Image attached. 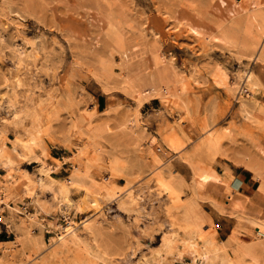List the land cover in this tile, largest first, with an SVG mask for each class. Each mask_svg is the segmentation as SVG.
Listing matches in <instances>:
<instances>
[{"label":"bare ground","instance_id":"bare-ground-1","mask_svg":"<svg viewBox=\"0 0 264 264\" xmlns=\"http://www.w3.org/2000/svg\"><path fill=\"white\" fill-rule=\"evenodd\" d=\"M232 1L234 5L239 4ZM6 8L3 5L1 9ZM8 28L0 27V58L4 55L3 32ZM110 28L114 36L122 38L123 26L110 22ZM14 29L20 37L21 24H14ZM256 29L254 41L244 48L252 52L249 58L256 62L258 70L246 69L234 86L228 69L222 64L195 72H203L216 88L233 91L243 116L261 125L264 105L259 94L264 93V18ZM223 37L230 40L227 34ZM23 41V46L17 44L18 38L14 41L13 66L4 74L6 91L0 97V214L9 229L16 232L14 239L0 242V264H108L106 256L110 252L95 215L104 204L111 203L138 211L141 193L146 191L155 192L164 202L171 229L164 232L160 245L148 250L138 248L131 256L116 258L110 264H264V229L258 230L251 240H243L235 232L221 238L213 217L198 202V196L204 195L216 207L221 206L222 194L235 180L232 169L224 163L221 138L213 134L214 116L211 113L199 116L186 97L192 82L197 85L199 81L188 80L175 62L166 61L156 47L151 49V63L158 74L143 68L144 53L131 59L123 51L125 64L129 65L128 74L123 70L114 72L107 65L102 67L107 77L116 75L124 80L125 88L135 96L138 106L158 90L157 97L163 105L177 111L182 118L181 129L166 123L161 127L162 139L151 137L146 128L137 131L135 127L139 124L135 119L122 124L131 131L135 147L143 154L138 164L143 167L141 174H148L145 182L135 188L139 177L118 154L110 157L107 176L100 177L99 173L105 168L101 161L104 152H108L103 143L108 126L99 123L97 116L121 105L103 110H98L97 105L91 110L72 106L68 110L69 123L58 128L60 105L53 102L48 108L53 96H42L28 86L26 75L38 73L39 57L34 40L23 38ZM232 132V127L228 128L227 133ZM245 134L251 142H258L251 130ZM160 141L169 153L184 155L190 164L196 184L188 197H184L190 187L185 175L174 172L173 166L162 167ZM56 142L63 143L68 154L53 156L51 150ZM22 163L36 165L39 172L35 174L20 167ZM67 164V174L62 176L60 171ZM248 170L253 172L250 167ZM26 200H30L31 210H24ZM263 200L264 183L261 182L254 197L243 190L238 197L229 196L225 203L234 210H242L246 205L257 209ZM172 208H183V216L173 220L169 214ZM92 210L96 212L90 214ZM45 232L54 234L48 237ZM144 232L136 229L138 237Z\"/></svg>","mask_w":264,"mask_h":264},{"label":"rangeland","instance_id":"rangeland-1","mask_svg":"<svg viewBox=\"0 0 264 264\" xmlns=\"http://www.w3.org/2000/svg\"><path fill=\"white\" fill-rule=\"evenodd\" d=\"M236 2L239 4L234 5L232 0H0V27H9L3 32L0 97L6 91L4 74L13 66L15 39L18 38L17 44L23 46V38H31L36 43L39 61L38 73L26 75L28 86L42 96H53L48 108L53 102L60 105L62 111L58 128L69 123L68 110L72 106L91 110L98 99L101 101L100 110L121 105L97 116L99 123L108 126L107 141L103 142L108 152H104L101 161L105 168L99 173L100 177L107 176L110 157L118 154L139 177L140 180L134 183L136 188L145 182L148 174H141L143 167L138 164L143 154L135 147L131 131L123 128L122 124L135 119L139 124L135 127L137 131L146 128L151 137L162 139L161 127L166 123L181 129L182 118L177 111L163 105L157 97L158 90L147 102L138 106L135 96L125 88L124 80L116 75L107 77L102 73V67L107 65L114 72L123 70L128 74L129 65L125 64L123 51L131 59L144 53L143 68L148 67L149 73L158 74L151 63V49L156 47L166 61L175 62L188 80L200 82L197 85L192 82L186 97L199 116L205 113L214 116L213 134L221 138L225 149L224 163L228 167L241 165L238 172L243 170L247 176L244 189L242 181L235 176L222 194L221 206L216 207L204 195L198 196V202L211 216L215 213L221 215L215 217L221 238L235 232L241 239L251 240L258 230L264 229V200L257 209L246 205L242 210L232 209L225 200L229 196H240L243 190L254 197L261 182L264 183V112L260 116L261 125L247 120L239 111L233 91L216 88L203 72H195L196 69L222 64L228 69L230 83L234 86L239 74L246 69L258 70L256 62L249 58L252 52L244 46L254 41L256 26L264 18V0ZM3 5L7 8L1 9ZM245 6H249L247 10H244ZM110 22L123 26L121 39L112 34ZM17 23L23 29L20 37L14 29ZM192 26H197V29H191ZM225 34L230 40L223 37ZM259 97L264 105V93H260ZM230 127L233 132L228 134ZM246 130H251L257 138L256 144L250 141ZM11 137H14L13 132ZM159 146L162 147L163 168L173 166L177 173L185 164L192 174L184 155L169 153L162 141ZM55 151L59 155L63 153L59 149ZM20 167L35 174L39 172L36 165L22 163ZM66 174L67 171L63 170L61 175ZM188 180L185 177L190 187L184 197L191 194V188L196 184L193 175ZM141 194L143 197L138 211L122 209L118 204L111 203L104 204L94 217L100 221L104 244L110 252L106 256L108 264L116 258L131 256L138 248L148 250L160 245L164 232L171 229L166 206L159 196L149 191ZM23 208L25 211L32 209L30 200L23 203ZM95 212L92 210L90 214ZM183 212V208H172L169 214L177 220ZM7 228L12 233L10 239H14L16 232L8 225ZM137 228L145 231L141 237L136 234ZM52 234L47 232L48 237Z\"/></svg>","mask_w":264,"mask_h":264},{"label":"crops","instance_id":"crops-1","mask_svg":"<svg viewBox=\"0 0 264 264\" xmlns=\"http://www.w3.org/2000/svg\"><path fill=\"white\" fill-rule=\"evenodd\" d=\"M97 108H98V110H100L101 109V101H100V99H98V102H97ZM55 149H59V150H61L63 153H61L60 155H59V153L58 152H56L55 151ZM55 152L57 153L56 155H55ZM51 154L53 155V156H56V157H61V156H63L64 154H68V151H67V148H66V146L63 144V143H61V142H56L54 145H53V148H52V150H51ZM230 166V168L232 169V171H233V173L235 174V176L237 175L238 176V179L240 178V180L242 181V185H243V189H244V187H246V179H247V176H246V174L244 173V171L243 170H241V172L239 173L238 171L241 169V165H239V164H236V165H229ZM63 170H66V167H64V169H62L60 172H61V174H63ZM180 172L182 173V174H184L185 175V177H186V179L188 180L189 179V177H192V174H191V171H190V167L188 166V165H183L182 167H180ZM236 173H238V174H236ZM63 176V175H62ZM189 181V180H188ZM125 182V179L124 180H122V181H120V183H124ZM2 216V215H1ZM221 215H219V214H217V213H215L214 214V216H212L213 217V220H214V222H215V217H220ZM226 220H230V219H227V218H225ZM219 230V229H218ZM11 234L12 233H9L8 232V228H7V221H5L4 219H2V217H0V236H4L5 237V239H8V240H4V241H9V240H11L10 239V237H11ZM45 235L47 236V232H45ZM219 235H220V231H219ZM1 241H3L2 240V238H0V242Z\"/></svg>","mask_w":264,"mask_h":264},{"label":"trees","instance_id":"trees-1","mask_svg":"<svg viewBox=\"0 0 264 264\" xmlns=\"http://www.w3.org/2000/svg\"><path fill=\"white\" fill-rule=\"evenodd\" d=\"M0 238H2V240L4 241V240H8V239H5V237L4 236H0Z\"/></svg>","mask_w":264,"mask_h":264}]
</instances>
